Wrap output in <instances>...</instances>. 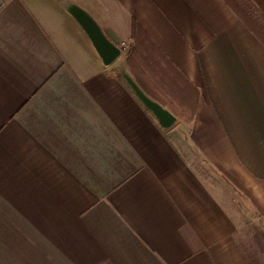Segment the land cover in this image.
Here are the masks:
<instances>
[{"label": "crops", "instance_id": "1", "mask_svg": "<svg viewBox=\"0 0 264 264\" xmlns=\"http://www.w3.org/2000/svg\"><path fill=\"white\" fill-rule=\"evenodd\" d=\"M69 3L121 49L112 63ZM132 20L137 58L196 104L189 122L156 101L175 117L160 125L135 93ZM254 214L264 43L225 0H0V264H251Z\"/></svg>", "mask_w": 264, "mask_h": 264}, {"label": "trees", "instance_id": "2", "mask_svg": "<svg viewBox=\"0 0 264 264\" xmlns=\"http://www.w3.org/2000/svg\"><path fill=\"white\" fill-rule=\"evenodd\" d=\"M225 0L237 16L262 40L264 43V32L262 33L264 14L253 4L251 0ZM140 26L132 20L130 35L133 43L127 49L126 63L129 65L132 74L142 90L151 99L169 107L175 115L189 122L195 114L196 104L189 101L186 95L174 88L172 83L165 79V76L157 70L151 62L143 65L141 59L136 56V37ZM140 69L139 72L136 69ZM188 96V95H187Z\"/></svg>", "mask_w": 264, "mask_h": 264}, {"label": "water", "instance_id": "3", "mask_svg": "<svg viewBox=\"0 0 264 264\" xmlns=\"http://www.w3.org/2000/svg\"><path fill=\"white\" fill-rule=\"evenodd\" d=\"M67 11L85 31L102 63L104 65L112 63L120 54L121 49L109 41L93 19L76 4L69 3L67 5ZM131 85L143 103L153 111L155 116L158 118L160 125L169 126L172 124L175 117L171 112L145 95L134 82H131Z\"/></svg>", "mask_w": 264, "mask_h": 264}, {"label": "rangeland", "instance_id": "4", "mask_svg": "<svg viewBox=\"0 0 264 264\" xmlns=\"http://www.w3.org/2000/svg\"><path fill=\"white\" fill-rule=\"evenodd\" d=\"M237 2L243 4L242 0H237ZM260 27L263 33L264 24L261 25ZM236 210H237V206L235 208V211ZM243 220L244 221L240 229L241 233L239 232V235H240V242L245 252V255L247 256L251 264H264V248L259 247L260 243H258V247H257L255 243V239L260 241L259 236L261 234H256L254 229V227H256L258 230L259 228H262L264 230V215H257V214L245 215L243 217ZM262 237H263L262 239H264V233H262Z\"/></svg>", "mask_w": 264, "mask_h": 264}]
</instances>
